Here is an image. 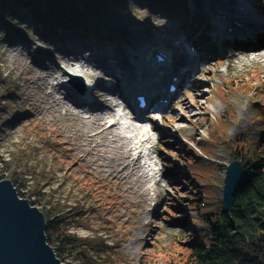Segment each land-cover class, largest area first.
Masks as SVG:
<instances>
[{
  "label": "rangeland",
  "instance_id": "obj_1",
  "mask_svg": "<svg viewBox=\"0 0 264 264\" xmlns=\"http://www.w3.org/2000/svg\"><path fill=\"white\" fill-rule=\"evenodd\" d=\"M7 2L0 8L15 9L13 22L25 33L0 25V74L9 83L8 94H0V171L11 170L26 192L33 189L31 173L43 170L47 174L41 182L43 192L69 205L86 199L81 220L68 218L64 230L80 239L98 235L111 248L116 245L118 252L107 250L108 258L102 254L100 264H181L186 253L183 236L206 232L197 202L202 201L204 209L222 204L225 170L235 150H240L239 158L245 151L264 160V57L258 56L264 53V43L256 39L261 45L256 51L225 46L201 65L168 108L153 114V122L141 123L145 129L141 139L148 140L136 148L132 128L117 117L118 100L94 95L93 108L103 110L95 113L103 116L97 120L92 107L74 108L63 99L58 84H64L69 100L75 98L65 85L63 69L78 67L72 68L64 57L62 48L68 45L74 50V44L62 39L59 27L86 33L94 27L97 34L111 30L115 43L107 44L121 56L126 40L139 38L132 45L135 50L152 40L153 26L164 15L163 0H151V5L148 0H120L121 8L116 0H105L88 15L80 12L73 19L64 15L57 22L32 20L20 1L11 0L13 6ZM171 3L186 14L180 26L194 25L202 32L209 28L201 9L203 0ZM251 3L264 12V0ZM50 29L57 35L45 41L43 35ZM35 61L48 70L37 69ZM99 71L91 75L92 81ZM228 78L234 85L224 89ZM120 112L126 113L122 108ZM20 146L28 151L24 158L15 154ZM167 162L172 165L168 174ZM84 182L91 191L88 198L82 195ZM68 252L66 261L81 263L78 248Z\"/></svg>",
  "mask_w": 264,
  "mask_h": 264
},
{
  "label": "trees",
  "instance_id": "obj_2",
  "mask_svg": "<svg viewBox=\"0 0 264 264\" xmlns=\"http://www.w3.org/2000/svg\"><path fill=\"white\" fill-rule=\"evenodd\" d=\"M17 1L23 3L25 9L36 21L37 19H52L57 22L58 19L63 20L62 16L64 15L66 18L73 19L77 13L83 14L91 11L97 2L105 0H15V2ZM148 2L151 5V0ZM115 4L121 6L120 0H116ZM161 4L164 10L169 11L173 8L170 0H163ZM15 15V9L0 8V25L13 31L25 33V29L13 22ZM233 81L232 78L225 79L223 81L224 89H230L234 85ZM8 84L0 74V94L2 91L8 94ZM18 148V151L15 152L17 158L26 157L28 151L21 146ZM44 149L46 148L44 147ZM239 151L237 148L232 156L233 159L241 162L245 170V177L232 197L231 210L223 211L221 204L213 209L206 207L204 209L202 207L204 203L197 202L196 206L201 208L198 211V218L204 224L206 232L199 234L193 231L192 234L183 236L186 253L184 257L181 256V264H264V160L254 159V156H249L250 153L247 154L245 151H241L243 159L239 158ZM246 155L249 157L247 158ZM31 174L33 189L26 192L21 190L19 180L11 170H1L0 179L8 178L19 197L27 199L30 205L39 207L45 217L46 242L53 248L55 256L62 263L72 264L66 261V258L70 255L68 251L73 248L79 250L80 264H100L102 254L108 258L107 250L118 252L116 245L111 248L106 245L101 236L97 235L96 239H80L75 235L67 234L64 229L68 224V218L76 216L78 222L81 220V215L84 212L83 204L86 199L76 201L75 205L66 204L54 198L52 193L43 192L40 189L41 182L47 178L45 171H35ZM81 191L84 198H88L91 194L86 183ZM173 207L172 205L170 209L172 210ZM168 213L173 219L171 211ZM187 237L191 239L186 242L185 238Z\"/></svg>",
  "mask_w": 264,
  "mask_h": 264
},
{
  "label": "water",
  "instance_id": "obj_3",
  "mask_svg": "<svg viewBox=\"0 0 264 264\" xmlns=\"http://www.w3.org/2000/svg\"><path fill=\"white\" fill-rule=\"evenodd\" d=\"M75 78L71 76V82ZM245 177L241 162L226 166L222 188V210L232 207V197ZM45 217L27 199L18 196L8 179H0V264H64L46 242Z\"/></svg>",
  "mask_w": 264,
  "mask_h": 264
},
{
  "label": "bare ground",
  "instance_id": "obj_4",
  "mask_svg": "<svg viewBox=\"0 0 264 264\" xmlns=\"http://www.w3.org/2000/svg\"><path fill=\"white\" fill-rule=\"evenodd\" d=\"M6 1H8V0H0V5L2 6L3 3ZM257 1H259V0H257ZM9 2L10 1H8L6 3L7 6L8 5L13 6L12 4L10 5ZM20 4H21L22 8H25V6L23 5L22 2ZM203 4L204 5H202L201 9L203 10L204 14H207L206 19H208L207 22H209V25H208L209 28L207 27V29H205L204 33H209L211 35L210 37H208L209 40L213 38V39H216L218 41L220 40L223 43L231 44L233 37L251 35L250 33L253 32L249 38L250 39L249 41H252V42H250L251 44L249 45V48L250 49H257L259 47V45L255 42V40L257 39V34H259V32H257V34H254V32L257 29L260 31L264 29V18L256 11L257 8L261 10V7L259 5H256V6L253 5V4H257V3H255V1L252 4L251 0H203ZM190 6H191V4L189 5V7ZM205 10H208V11H205ZM93 16H94L93 14L90 15V17H93ZM32 20H34V18H32ZM249 22H254V28H256L255 30L249 28L250 24L247 25V23H249ZM59 28H60V30L64 29L66 31H69L70 29H72L70 27L66 28V26H64V25L59 27ZM92 30L94 31V27H92ZM93 31H91V32H93ZM118 31H120V30H118ZM166 31H167V29L162 30L158 27H155V29H154L155 33H154V37H153L154 39L152 38L153 41L152 40L151 41L152 42L159 41L162 38L163 33ZM55 32H56L55 30L50 29L48 34H50V36H53ZM77 32H78L79 36L83 35V33H85V31H83V30L77 31ZM81 32H82V34H81ZM110 32H111V30L103 31L101 37H105V38L107 37L106 39L108 41L112 40V43H115V41L112 39V35H111L112 33L110 34ZM119 33H122V31ZM138 39L139 38H136L135 40H133L131 42V44H135ZM161 40H163V39H161ZM164 50H166V48ZM245 53H248V52H245ZM144 55L146 58L149 56L146 54V52L144 50L143 51L141 50V52L138 53L136 56L138 58L132 59V60L136 61L137 63L139 62L138 63L139 69L146 67V65L148 64L147 62H149L148 60H146V58H144ZM64 57L68 61L75 62V63H79L80 61H82V65L80 66L81 69L73 70L74 71L73 73H77L80 76H82V78L86 82L87 90L89 88V78L91 77V75L96 71H99V70L102 71V69L104 68L102 60H100V59H96V58H93V60L84 59L80 54H73V53H69L67 51L64 52ZM147 59L150 60V57ZM91 64L92 65L94 64V65L91 66ZM34 65L37 67V69L48 70L47 68H43L41 66V64L36 62V61H35ZM82 67H83V69H82ZM84 68H86V70H84ZM135 68H136V70H138L137 67H135ZM64 74L66 75V76H64L66 78L67 77V71H64ZM153 82H154V80L151 79V83H153ZM148 83H150V82H148ZM58 90L61 91L60 93L62 95H64V97H63L64 100L72 102L74 108H80L83 105L88 104L87 102L81 101V100L75 101L73 103V101L69 100L70 97L65 92L66 91L65 87L61 84L60 85L58 84ZM91 90H92V92H94L95 95L102 96V93L100 94V92H99L102 89L99 86L96 85ZM93 107H95V105L92 106V108L90 109V112L94 117L97 116L95 113L99 114L98 112H103L102 108L95 109ZM101 116L102 115L97 116L96 119L102 120L103 116L102 117ZM116 123H118V122H116ZM112 129H113L112 127L109 128V130H112ZM137 140L141 141V139H137Z\"/></svg>",
  "mask_w": 264,
  "mask_h": 264
}]
</instances>
